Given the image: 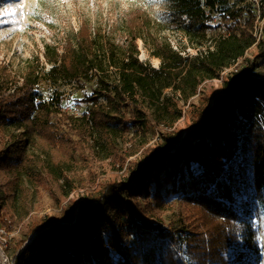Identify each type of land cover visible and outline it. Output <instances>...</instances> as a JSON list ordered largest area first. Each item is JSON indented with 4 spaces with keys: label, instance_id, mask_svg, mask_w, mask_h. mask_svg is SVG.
<instances>
[{
    "label": "trees",
    "instance_id": "trees-1",
    "mask_svg": "<svg viewBox=\"0 0 264 264\" xmlns=\"http://www.w3.org/2000/svg\"><path fill=\"white\" fill-rule=\"evenodd\" d=\"M170 1L174 27L183 29L188 38L193 35L204 39L213 17L200 8V1ZM253 20H246L241 28L227 25L212 47L192 58L182 56L166 41L151 38L152 54L160 59L158 68L138 59L136 39L143 37L140 29L144 23L140 19L127 25L126 44L108 41L106 54L99 49L105 42L83 21L75 37L64 40L60 51L44 46L48 78L77 82L79 87L90 83L91 94L84 98L89 102L88 110L78 120L83 128L92 130L96 143L105 145L111 125L119 119L112 105L130 106L129 123L142 124L144 118L150 121L154 115L164 121L179 106L173 94L163 95L165 88L186 97L195 92L201 79H213L223 69L235 66L223 78L217 93L211 94L213 104L199 99L196 106L187 105L184 116L192 124L184 139L164 136L163 142L144 146L140 158L132 163L129 180L113 182L81 199L73 219L32 227L35 237L22 251V243H18L13 264L21 257L25 264H178L166 241H173L174 233L150 221L136 201L155 188L161 175L166 186L176 177L174 193L207 227V239L202 237L200 243L190 244L195 263L224 262L222 252L234 239L229 225L238 217L232 203L241 189L249 194L264 186V22L257 37L252 32ZM247 50H251V58L244 56ZM109 68L117 71L116 79H108ZM38 77L36 66H30L20 84L11 86L14 76L0 67V127L15 131L8 150H0V168H6L15 155L19 170L24 169L29 146L49 156V163L67 166L69 159L65 157L80 148L78 143L55 134L50 114L51 107H60L59 97L43 99L35 89ZM100 98L105 100L104 105ZM149 105L152 112H148ZM137 150L131 144L127 155ZM238 156L242 160L239 176L244 179L245 174H251L249 184L240 185L235 177L238 171L228 170ZM155 193L159 198L157 190ZM254 238V232L247 230L245 243L254 246Z\"/></svg>",
    "mask_w": 264,
    "mask_h": 264
},
{
    "label": "rangeland",
    "instance_id": "rangeland-1",
    "mask_svg": "<svg viewBox=\"0 0 264 264\" xmlns=\"http://www.w3.org/2000/svg\"><path fill=\"white\" fill-rule=\"evenodd\" d=\"M199 1L200 8L213 17L204 39L193 35L188 38L183 29L174 27L169 15L170 0H0V67L14 76L15 84L11 86H16L28 67L36 66L39 75L36 91L45 100L59 97L60 107H51L50 114L55 134L80 145L72 156L65 157L69 159L67 166L49 163V156L29 146L24 169L19 170L15 155L6 168H0V264H13L12 259L18 257V243H22L19 250H24L35 237V232L31 231L35 225L73 219L76 204L81 199L103 191L113 182L129 180L132 163L140 158L144 146L163 142L164 136L184 139L187 127L192 124L184 116L187 105L196 106L199 99L213 104L211 94L217 93L223 78L235 66L223 69L213 79H201L195 92L186 97L170 87L165 88L163 95L173 94L179 106H175L164 121L154 115L150 121L144 118L142 124L129 123L130 106L112 105V112L119 119L111 125L110 138L105 145L96 143L92 130L83 128V122L78 120L88 110L89 102L84 98L91 94L90 83L79 87L77 82H53L48 78L45 74L48 63L42 56L44 46H54L60 51L64 40L73 39L83 21L105 42L99 49L106 54L108 41L119 46L126 44L127 25L140 19L144 23L140 29L143 37L136 39L138 59L158 68L160 59L152 54L151 38L166 41L182 56L192 58L204 52L207 46L212 47L227 25L241 28L246 20L254 18L253 35H260L264 22V16L260 17L261 0ZM251 50L245 53L246 58H251ZM116 51L118 55L121 52ZM116 72L109 68L108 79H116ZM13 90L14 87L10 88ZM99 102L105 104L103 98ZM148 112H152V105L148 106ZM12 132H15L12 128L0 127L1 151L8 150ZM131 144L138 150L127 155ZM241 162L238 156L228 170L237 172ZM239 173L240 169L235 177L240 185L251 182V174L241 179ZM176 187L175 176L166 186L161 175L155 188L148 189L136 201L150 221L174 233V240L166 241L177 263L196 264L190 244L200 243L202 237L206 240L207 227L196 211L174 193ZM239 192L232 203L238 217L229 225L234 239L222 252L224 262L220 264H264V186L249 194H243L242 189ZM247 230L254 232V246L245 243ZM17 264H25L22 257Z\"/></svg>",
    "mask_w": 264,
    "mask_h": 264
},
{
    "label": "built area",
    "instance_id": "built-area-1",
    "mask_svg": "<svg viewBox=\"0 0 264 264\" xmlns=\"http://www.w3.org/2000/svg\"><path fill=\"white\" fill-rule=\"evenodd\" d=\"M45 63H46V62H45ZM46 64H47V63H46ZM47 65H48V67H47V69H48V68H49V64H47ZM21 80H22V78H21ZM21 80H20V81H21Z\"/></svg>",
    "mask_w": 264,
    "mask_h": 264
}]
</instances>
